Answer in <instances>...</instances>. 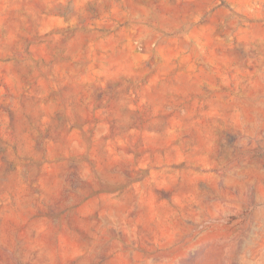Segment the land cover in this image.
Wrapping results in <instances>:
<instances>
[{"label": "rangeland", "instance_id": "374dc122", "mask_svg": "<svg viewBox=\"0 0 264 264\" xmlns=\"http://www.w3.org/2000/svg\"><path fill=\"white\" fill-rule=\"evenodd\" d=\"M0 264H264V0H0Z\"/></svg>", "mask_w": 264, "mask_h": 264}]
</instances>
